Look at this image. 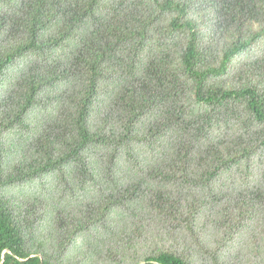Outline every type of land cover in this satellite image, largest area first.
<instances>
[{
  "label": "trees",
  "instance_id": "16d2710c",
  "mask_svg": "<svg viewBox=\"0 0 264 264\" xmlns=\"http://www.w3.org/2000/svg\"><path fill=\"white\" fill-rule=\"evenodd\" d=\"M0 264H264V0H0Z\"/></svg>",
  "mask_w": 264,
  "mask_h": 264
},
{
  "label": "rangeland",
  "instance_id": "374dc122",
  "mask_svg": "<svg viewBox=\"0 0 264 264\" xmlns=\"http://www.w3.org/2000/svg\"><path fill=\"white\" fill-rule=\"evenodd\" d=\"M79 252H80V251H76V252H74L73 256H76V255H78V254H79Z\"/></svg>",
  "mask_w": 264,
  "mask_h": 264
}]
</instances>
